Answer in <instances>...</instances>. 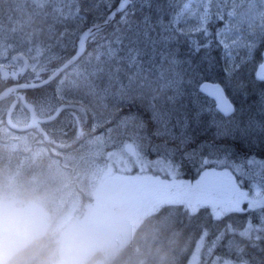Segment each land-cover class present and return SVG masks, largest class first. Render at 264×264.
<instances>
[{"label": "rangeland", "instance_id": "1", "mask_svg": "<svg viewBox=\"0 0 264 264\" xmlns=\"http://www.w3.org/2000/svg\"><path fill=\"white\" fill-rule=\"evenodd\" d=\"M114 1L0 0V72L21 70L27 61L28 71L41 78L50 63H63L65 53L76 49L85 28L105 19L117 6ZM89 15L94 17L92 23ZM229 30L237 45L264 37V0H131L111 32L96 38L81 62L67 69L50 90L65 103L77 102L89 109L86 127L74 110H67L77 116L78 124H70L80 128L76 136L88 132L74 149L42 146L37 134L16 131L29 125L31 117L25 118V112L33 110L28 107L26 111L14 103L12 112L0 114V221L13 216L8 209L20 205L51 211L55 230L61 234L57 250L64 251L74 223L95 218L102 187L113 183L121 192L130 184L139 197L132 226L120 243H101L92 262L106 264L130 242L143 218L164 205L188 200L194 206L208 205L214 215L220 206L217 200L201 194L196 203L179 190L187 184H181L164 162L169 159L166 150L178 141L154 136L153 117L170 111L173 98L187 84L185 48L198 41V34L212 32L217 41L218 31L223 35ZM258 59L259 52L246 69H256ZM48 92L46 97H51ZM258 106L264 115V101ZM51 107L44 103L37 115L60 109ZM73 114L66 118L64 114V119L72 123ZM259 119H252L258 122L250 130L254 137L261 134L259 122L264 118ZM173 132L179 135V129ZM202 142L190 144L188 150ZM66 143L70 142L62 146ZM155 145H161V159L153 153ZM259 145L257 140L255 146ZM251 198L264 203V195L254 193ZM247 235L264 237V217L249 226ZM218 242L208 244L200 238L188 264L200 260L208 264ZM214 259L210 264H251ZM79 263L78 259L61 262Z\"/></svg>", "mask_w": 264, "mask_h": 264}, {"label": "snow or ice", "instance_id": "2", "mask_svg": "<svg viewBox=\"0 0 264 264\" xmlns=\"http://www.w3.org/2000/svg\"><path fill=\"white\" fill-rule=\"evenodd\" d=\"M216 43L219 57L213 54L217 49L210 39L193 41L185 57L186 86L173 98L170 111L153 117L154 136L178 141L166 150L169 159L164 162L172 174L181 184L217 200L220 205L213 216H205V224L208 219L216 221L229 216H243L245 220L252 214L264 217V203L251 198L254 193L264 195V122H259L260 136L254 137L250 130L255 129L258 122L242 119L249 86L258 90L264 101V37L249 38L237 45L230 30L223 35L218 31ZM257 52L259 59L255 79H252L246 73V64L256 60ZM173 128L179 129V135ZM201 133L207 140L189 151L188 146L195 143ZM238 133H242L240 143H221ZM257 140L262 145L260 155L254 150ZM243 144H247V149ZM153 153L161 159V145H155ZM188 166L195 169V179L178 178L186 173ZM207 207L202 205L195 209L190 219L195 220Z\"/></svg>", "mask_w": 264, "mask_h": 264}, {"label": "flooded vegetation", "instance_id": "3", "mask_svg": "<svg viewBox=\"0 0 264 264\" xmlns=\"http://www.w3.org/2000/svg\"><path fill=\"white\" fill-rule=\"evenodd\" d=\"M25 113L31 117L30 120L27 121L29 125L20 128L21 130L16 129V131H29L30 133L37 134V140L44 141L42 142V146L53 145V147L61 151L74 149L88 134V132H83L85 135L78 138L76 136L77 129H80L78 126H64V114H73L71 111L63 112L58 109L56 111L46 112L41 116L37 115L36 111H28ZM52 116H54V118L51 120H44ZM72 117L74 118L72 123H74L77 116L73 114ZM35 124L38 126H35ZM42 134L54 139V141H56L55 144L50 143ZM65 142L70 143H66L67 145H64V147L62 145L65 144ZM38 143L41 142L39 141ZM186 178L195 179L193 176H187ZM179 190L188 195L191 200L197 199L196 203H198V200L202 199L199 197L201 194L193 191L188 185H185L183 189L181 188ZM100 196L102 201L96 209L95 218L74 223L73 232L68 237L69 241L65 245L64 251L60 249L57 250V246L61 242L58 237H60L61 234L55 230L57 223L55 219L53 220L51 218V211L50 213L36 205L27 204L8 209L13 216H9V219L4 222L0 221V264H15L16 258L23 251L31 249L33 246L38 249L43 248L45 250L50 248L52 250L49 259L41 264H61L62 261H70L72 259H78L80 261L79 264H92L96 249L100 247L101 243L112 245L124 240L126 229L132 226L131 223L135 214V204L139 199L134 191V187L130 184L126 185L121 192L116 189L113 183L106 184L100 190ZM174 203H189L188 206L192 212L201 207V205H192V202L188 200L187 202ZM3 210L7 209L3 208ZM151 214L144 217L137 228ZM258 220L259 218L257 216L255 219L245 222L243 225L236 223L229 224V226H232L230 230H222V228H220L213 231L211 234L209 231L203 232L200 238H203L206 243L210 244L219 241L217 248L213 251L211 259L207 260L208 264H210V261H214L215 257L221 258V261L228 259L250 262L251 259L243 257V248L245 244L240 243V240L248 239L264 242V237L256 238L247 235L249 226L257 223ZM133 236L134 233L129 241H131ZM20 240H25V244L22 247H16ZM57 251L58 255L56 254ZM52 258L54 260H52ZM201 261L203 260L198 261L196 264H200ZM217 262H219V260Z\"/></svg>", "mask_w": 264, "mask_h": 264}, {"label": "trees", "instance_id": "4", "mask_svg": "<svg viewBox=\"0 0 264 264\" xmlns=\"http://www.w3.org/2000/svg\"><path fill=\"white\" fill-rule=\"evenodd\" d=\"M120 0H115L113 6L117 5ZM151 10V9H150ZM105 14L108 10H105ZM92 15H89V20L93 19ZM93 20L90 21L92 23ZM115 23V22H114ZM112 23L104 31L98 33L92 37L88 42V49L91 48L93 41L103 34H108L114 28ZM198 41L203 42L206 38L212 41L213 47L217 49L213 54L219 55V46L216 43V36L214 33H206L205 35H197ZM186 45V44H185ZM186 53L188 47L185 48ZM76 49L72 48L64 55L63 63L70 58ZM62 60H57L50 63L43 72L41 78H37L31 71H21L17 80L6 78L3 72H0V93L7 87L19 82V83H32L40 81L51 74L52 69L58 68L63 63ZM14 69V68H12ZM15 70V69H14ZM255 67L253 69H246V73L250 78L255 79ZM37 78V79H36ZM55 82L49 84L46 87L40 89H33L27 91L10 93L6 98L0 102V114L5 115L15 103L17 107H23V110L32 109L40 113L41 106L46 102L49 103L51 108H60L59 110H74L80 117L81 125L85 127L90 125L88 121L90 118L89 109L84 106L81 108L79 103H65V101L57 98L54 92L51 93V89L54 88ZM49 91L51 97H46V92ZM248 95L244 103V115L242 119L247 121L249 118L255 119L256 116L260 117V121L264 118L261 114V108L258 106V102L261 100L259 91L253 90L251 86L247 89ZM28 107V109H27ZM49 111H53L52 109ZM4 112V113H3ZM12 112V111H11ZM146 115V113H145ZM29 118L27 114L24 116ZM68 117L65 115V118ZM28 124V123H27ZM67 126V120L63 123ZM74 124H78L77 122ZM207 136L200 134L197 139L198 142L206 141ZM222 144L227 143L229 145H235L240 143L239 139L229 137L226 141H221ZM247 149V144L242 145ZM257 155L261 154L262 145L254 147ZM186 176L195 177V169L191 166L187 167ZM193 212L189 209L188 204L185 203H173L164 205L156 213L148 216L143 223L137 228L131 241L110 261L106 264H188L190 256L194 250L197 241L205 231H209L210 234L222 228V230H230L232 226L229 224H241L255 219L256 214H252L248 220H245L243 216L239 218L229 216L227 219L212 220L208 219L206 224L203 223L205 216H213L210 208H206L200 212L199 216L195 220L190 219ZM231 221V223H228ZM200 225L197 227V225ZM240 243H244L243 257L251 259L252 264H264V242L254 241L248 239H241ZM33 246L31 249L23 251L15 260V264H41L49 259L52 253L50 248L41 249Z\"/></svg>", "mask_w": 264, "mask_h": 264}, {"label": "water", "instance_id": "5", "mask_svg": "<svg viewBox=\"0 0 264 264\" xmlns=\"http://www.w3.org/2000/svg\"><path fill=\"white\" fill-rule=\"evenodd\" d=\"M131 3V0H120L115 8H113L105 17L104 20L100 22H96L85 28L78 40H77V46L75 53L68 58L62 65H60L58 68H56L51 74H49L46 78L32 83H15L9 87H7L5 90H3L0 93V102H2L6 96H8L10 93L13 92H20V91H27V90H33V89H40L43 87L48 86L49 84L58 81L60 77L64 74V72L78 63L86 54L88 51V41L97 35L98 33L104 31L106 28H108L112 23H114L117 18L126 10L128 9L129 5ZM24 71L28 70V63L25 61V65L23 68ZM3 74L6 78H12L14 80H17L19 75L21 74V70L15 71L14 69H4ZM54 118V116L46 118L44 120H51ZM25 244V240H20L18 242V245L16 247H22Z\"/></svg>", "mask_w": 264, "mask_h": 264}, {"label": "bare ground", "instance_id": "6", "mask_svg": "<svg viewBox=\"0 0 264 264\" xmlns=\"http://www.w3.org/2000/svg\"><path fill=\"white\" fill-rule=\"evenodd\" d=\"M95 1V0H94Z\"/></svg>", "mask_w": 264, "mask_h": 264}]
</instances>
